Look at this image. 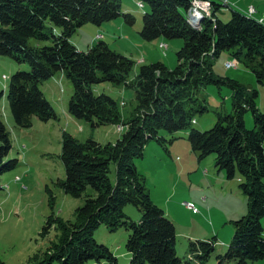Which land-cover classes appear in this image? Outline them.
Returning <instances> with one entry per match:
<instances>
[{"label":"trees","instance_id":"16d2710c","mask_svg":"<svg viewBox=\"0 0 264 264\" xmlns=\"http://www.w3.org/2000/svg\"><path fill=\"white\" fill-rule=\"evenodd\" d=\"M141 1L148 7L143 15L141 37L146 41L180 38L183 45L177 52L178 63L174 68L164 62L145 64L136 78L130 80L135 61L129 56L114 51L104 40L86 51L71 40L76 30L89 22L101 25L123 16L127 24L133 25L136 18L121 10V0H0V55L31 67L10 77L8 104L16 126L31 127L35 116L45 122L59 118L41 85L60 72L73 84L68 104L71 115L89 121L93 127L129 125L116 144H101L93 138L81 142L64 132L61 158L66 178L60 183L65 192L76 197L89 187L95 189L96 196L87 195L84 206L77 210L75 223L61 217L51 221H58L61 228L65 224L73 227L69 232L68 226L51 257L38 264H51L53 260L58 264L103 260L118 264L111 249L93 236L103 224L110 232L121 228L130 232L125 245L131 254L130 264L182 262L177 256L175 223L152 200L145 175L135 163V159L144 157L150 139L162 141L161 130L188 131V139L200 159L214 153L216 166L228 178H240V187L248 197L249 213L234 221V236L227 251L217 256L218 264L232 261L248 264L263 259L264 111L257 108L258 90L247 91L238 80L217 74L214 61L226 52L229 59L252 70L264 85V24L233 9L230 20L224 22L218 15L221 6L214 3L211 14L196 29L188 15L192 0ZM46 21L53 27H47ZM31 38L51 39L52 44L31 45ZM106 81L136 88L138 104L128 119L123 118L115 98L95 94L93 85ZM211 82L227 84L235 90L233 111L219 113L216 124L201 131L192 126L194 113L207 107L198 104L197 94ZM1 99L2 93L0 178L18 162L8 159L13 142L3 120ZM249 109L254 116L253 129L245 123ZM128 204L142 211L139 221L124 212ZM216 243L215 237L191 242L190 251L198 263L190 259L187 264H205Z\"/></svg>","mask_w":264,"mask_h":264},{"label":"rangeland","instance_id":"374dc122","mask_svg":"<svg viewBox=\"0 0 264 264\" xmlns=\"http://www.w3.org/2000/svg\"><path fill=\"white\" fill-rule=\"evenodd\" d=\"M129 4L135 10L130 12L136 18L133 25L127 24L123 16L101 25L89 22L80 26L71 40L83 51L104 40L114 51L129 56L135 61L130 80L136 78L140 67L145 64L164 62L169 68H174L178 63L177 52L183 40L163 37L144 40L140 31L148 7L141 0L136 3L133 0ZM122 6L121 10L125 12ZM251 7L255 9L252 14L243 13L255 18L253 15L256 8ZM212 8L213 5L207 6L204 3L193 6L190 10L192 26L198 29L207 15L211 14ZM218 15L227 22L231 18V9L221 11ZM256 20L264 24V16ZM46 25L53 27L48 21ZM117 26L121 29H117ZM54 30L56 34L59 33L58 28ZM29 43L47 45L52 44V40L31 38ZM30 69L26 62L18 63L11 57L0 55L2 114L13 142L8 159L18 160L17 165L6 170L0 178V264H38L46 261L56 249L54 246L61 244L68 226L69 232L73 227L64 221L65 226L61 228L58 221H51L61 217L75 223L78 221L77 210L84 206L87 195L96 196L95 189L89 187L81 196L76 197L65 192L60 183L66 178L61 158L64 132L71 133L81 142L93 138L101 144H116L129 126L122 123L93 127L89 121L71 115L68 104L73 94V84L62 72L45 81L44 86L41 85L59 118L45 122L35 116L31 127L16 126L8 104L10 77L17 71ZM214 71L238 80L247 91L258 90L257 108L264 111V85L258 82L253 71L242 62L229 59L226 52H223L214 61ZM93 90L95 94L105 93L115 98L124 119L135 112L138 104L136 88L106 81L94 84ZM234 94L235 90L231 86L214 82L201 89L197 94L198 104L205 105L207 109L194 113L192 126L201 131L212 128L219 113L233 111ZM253 117L252 110H247L245 123L249 129L255 127ZM160 136L161 142L158 139L148 141L144 157L135 159V163L145 175L152 200L175 223L177 256L182 260L180 264H187L190 259L198 263L190 251L191 242L209 241L214 237L217 238L216 249L205 264H218L217 256L227 251L234 236V221L249 213L248 197L240 187V178H228L216 166L214 153L200 159L198 152L191 146L188 131L161 130ZM124 212L134 221L142 217V211L132 204L125 206ZM261 221L264 227V216ZM129 233L125 228L110 232L103 224L94 231L93 236L111 249L118 258V264H130L131 254L125 246ZM51 264H58V261L53 260ZM89 264L112 263L103 260L101 263L91 261ZM225 264L237 263L232 261ZM248 264H264V258Z\"/></svg>","mask_w":264,"mask_h":264},{"label":"crops","instance_id":"0c3cea01","mask_svg":"<svg viewBox=\"0 0 264 264\" xmlns=\"http://www.w3.org/2000/svg\"><path fill=\"white\" fill-rule=\"evenodd\" d=\"M137 0H135L136 3ZM212 2V5L214 7V3L217 6H221V11H225L228 8L237 10L240 12L248 13L251 6H254L256 8V12L254 13L253 17L256 19H261L264 16V0H210ZM133 2V0H122L123 3V9L125 12H134V8L129 3ZM225 8V9H223ZM219 10L218 13L221 12ZM116 26V24H115ZM120 26H117V29H119ZM125 28V27H124ZM121 29V28H120ZM123 33V31H122ZM161 39V38H160ZM155 60V58H153ZM158 59V58H156Z\"/></svg>","mask_w":264,"mask_h":264},{"label":"bare ground","instance_id":"6f19581e","mask_svg":"<svg viewBox=\"0 0 264 264\" xmlns=\"http://www.w3.org/2000/svg\"><path fill=\"white\" fill-rule=\"evenodd\" d=\"M199 3H204V4H206L207 6H212V4H211V1L210 0H204L203 2H200L199 0H192V2H191V6H190V8H189V15H190V10L193 8V6H195L196 7V5L197 4H199ZM199 7V6H198ZM200 8H205V7H200ZM205 11V10H204ZM203 11V12H204ZM252 14V13H251ZM202 15V14H201ZM191 16V15H190ZM197 17H200V16H197ZM191 18V17H190ZM203 18V17H202ZM195 19V18H194ZM264 22V21H263ZM5 76V75H4ZM120 130V129H119Z\"/></svg>","mask_w":264,"mask_h":264},{"label":"built area","instance_id":"2783aa9c","mask_svg":"<svg viewBox=\"0 0 264 264\" xmlns=\"http://www.w3.org/2000/svg\"><path fill=\"white\" fill-rule=\"evenodd\" d=\"M200 2H203L204 0H199ZM255 11V9L253 8V7H251V9H250V13H253ZM228 66H229V63H228ZM190 206H193V205H190Z\"/></svg>","mask_w":264,"mask_h":264}]
</instances>
